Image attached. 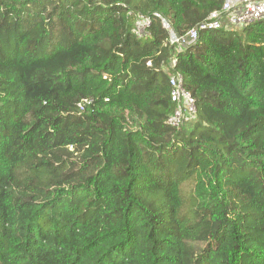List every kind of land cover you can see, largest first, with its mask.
<instances>
[{
    "label": "trees",
    "instance_id": "trees-1",
    "mask_svg": "<svg viewBox=\"0 0 264 264\" xmlns=\"http://www.w3.org/2000/svg\"><path fill=\"white\" fill-rule=\"evenodd\" d=\"M220 8L0 0V264H264V20L181 51L160 24Z\"/></svg>",
    "mask_w": 264,
    "mask_h": 264
},
{
    "label": "built area",
    "instance_id": "built-area-1",
    "mask_svg": "<svg viewBox=\"0 0 264 264\" xmlns=\"http://www.w3.org/2000/svg\"><path fill=\"white\" fill-rule=\"evenodd\" d=\"M264 20V0H221V8L210 12L207 18L191 28L184 34H177L170 23L160 19L161 28L166 32V42L174 46L176 51L192 46L196 43L200 33L215 32L222 29L234 30L250 23ZM151 24L150 18H138L135 23L134 33L142 37ZM175 61L170 63L173 67ZM149 65V63H148ZM169 97L174 104L173 111L167 117L165 123L171 128H179L183 123L192 120L196 115L195 99L184 88L183 78L179 74H168ZM91 104L89 100H83L77 104L79 112Z\"/></svg>",
    "mask_w": 264,
    "mask_h": 264
},
{
    "label": "rangeland",
    "instance_id": "rangeland-1",
    "mask_svg": "<svg viewBox=\"0 0 264 264\" xmlns=\"http://www.w3.org/2000/svg\"><path fill=\"white\" fill-rule=\"evenodd\" d=\"M149 66V65H148Z\"/></svg>",
    "mask_w": 264,
    "mask_h": 264
}]
</instances>
